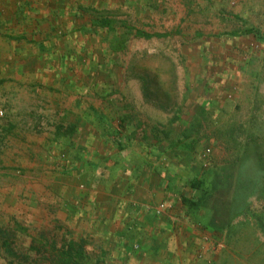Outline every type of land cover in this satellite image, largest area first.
Wrapping results in <instances>:
<instances>
[{"label": "rangeland", "instance_id": "obj_1", "mask_svg": "<svg viewBox=\"0 0 264 264\" xmlns=\"http://www.w3.org/2000/svg\"><path fill=\"white\" fill-rule=\"evenodd\" d=\"M55 3H0V264L117 262L114 231L83 203L96 153L83 113H117L115 85L131 78L207 142L206 185L228 211L218 264H264V0ZM201 82L220 104L184 105Z\"/></svg>", "mask_w": 264, "mask_h": 264}, {"label": "crops", "instance_id": "obj_2", "mask_svg": "<svg viewBox=\"0 0 264 264\" xmlns=\"http://www.w3.org/2000/svg\"><path fill=\"white\" fill-rule=\"evenodd\" d=\"M2 1L1 5L38 3V0ZM45 1L60 5L57 3L60 0ZM153 10L158 21L161 8ZM154 28L149 37L158 36L159 28ZM248 43L246 38V46ZM175 65L174 69H183L181 63ZM177 74L181 75L180 71ZM192 80L193 76L191 87ZM120 85H115L119 91L110 98L117 113H83V117H89V123L93 121L87 131H91L90 147L97 153L93 155L96 160L85 162L86 155L81 161V165L94 167V177H90L88 170L90 176L84 181L95 188L83 197L87 218L97 216L105 231H114L109 236H113L117 247L115 264H218L221 254L218 247L226 240L223 231L228 211L213 204L216 192L206 185L213 164L206 153V140L198 136L199 130L182 124L179 119L185 118V113L177 117V113L156 112L154 101H150L138 79L131 78ZM199 86L185 106L204 101L220 104L217 86L213 93L209 90L205 94V85ZM213 86L209 84V89ZM87 88L83 91L88 94L85 97L93 92L90 86ZM178 90L182 94L183 89ZM118 96V100L113 99ZM201 115L195 113L194 117ZM83 143L86 146L87 138ZM67 162L71 160L68 158ZM74 184L71 177L67 197L73 198ZM162 202L171 203L172 209L159 211Z\"/></svg>", "mask_w": 264, "mask_h": 264}, {"label": "built area", "instance_id": "obj_3", "mask_svg": "<svg viewBox=\"0 0 264 264\" xmlns=\"http://www.w3.org/2000/svg\"><path fill=\"white\" fill-rule=\"evenodd\" d=\"M4 113H3V110L0 111V116H2ZM173 205L171 203H167V202H162L158 209L159 211H169L170 209H172Z\"/></svg>", "mask_w": 264, "mask_h": 264}, {"label": "trees", "instance_id": "obj_4", "mask_svg": "<svg viewBox=\"0 0 264 264\" xmlns=\"http://www.w3.org/2000/svg\"><path fill=\"white\" fill-rule=\"evenodd\" d=\"M242 32L243 31H240V32H236L237 34L236 35H238V34H242ZM250 32H252V30L251 29H246L243 33H250Z\"/></svg>", "mask_w": 264, "mask_h": 264}]
</instances>
